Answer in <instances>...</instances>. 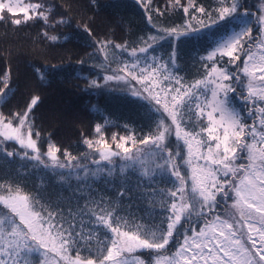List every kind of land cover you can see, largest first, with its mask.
Here are the masks:
<instances>
[{
    "label": "snow or ice",
    "instance_id": "1",
    "mask_svg": "<svg viewBox=\"0 0 264 264\" xmlns=\"http://www.w3.org/2000/svg\"><path fill=\"white\" fill-rule=\"evenodd\" d=\"M136 3L154 30L137 41L96 38L85 22L76 27L92 37L100 70L99 79L85 78L87 89L107 86L142 102L151 114L147 133L113 134L109 142L97 123L96 136L83 139L89 152L73 155L50 138L42 151L39 96L0 111V159L33 162L72 192L66 204L54 203L46 189L0 179V264H264V5L257 14L243 0H169L184 22L167 25L154 19L164 12L153 0ZM0 22L40 23L52 43L72 24L48 0H0ZM204 32L215 39L199 56L203 71L186 79L179 45ZM164 42L169 50L159 55ZM10 81L5 70L0 100ZM130 172L138 174L135 192ZM101 178L118 181L117 199L94 195ZM119 198L143 200L152 219L122 215Z\"/></svg>",
    "mask_w": 264,
    "mask_h": 264
},
{
    "label": "trees",
    "instance_id": "2",
    "mask_svg": "<svg viewBox=\"0 0 264 264\" xmlns=\"http://www.w3.org/2000/svg\"><path fill=\"white\" fill-rule=\"evenodd\" d=\"M248 0H243L247 5ZM58 6L60 12L71 18L72 24L60 27L55 34L61 39L52 43L41 35L42 24L29 22L19 27L0 22V75L10 70L11 81L7 96L0 100V111L5 114L22 109L33 96H39L34 109L37 127L41 131L42 151L47 150L49 138L62 150L67 149L73 155L80 156L90 150L83 144L85 137L94 138L97 123L101 124L105 138L111 142L113 134L137 136L147 133L151 124V114L142 107V102H133L126 93L104 89H87L85 78H97L100 71L94 67L97 62L92 58L94 51L92 37H89L76 25L88 23L96 38H108L116 43H132L146 35L150 29L143 9L136 0H48ZM206 6L215 4V0H197ZM186 4L187 0H181ZM155 7L164 12V16L155 17L157 23L182 24V9L172 11L169 0H153ZM215 31V30H213ZM67 36L68 40L63 38ZM215 37L204 32L200 37L189 38L179 45V71L186 79L198 78L203 71L199 61L200 55H206ZM169 50L167 42L158 46L157 54ZM80 60H84L82 65ZM39 69V72L37 71ZM41 73L44 78L41 79ZM102 75V74H101ZM2 87V84H0ZM117 87V86H113ZM7 91V90H6ZM237 107L240 102L236 101ZM128 125L129 127H125ZM115 147V145H113ZM33 162L15 160L9 163L0 159V179L15 180L26 186V189H46L44 196L54 203L66 204L72 195L67 185L61 187L58 178L46 173L42 168H33ZM19 174V175H17ZM138 174L129 173L128 180L135 192ZM113 183H118L114 181ZM113 183L97 180L92 191L97 197L117 199ZM75 188L77 181H71ZM160 187L166 186L163 182ZM123 200V212L134 214L149 222L146 209L150 205L139 198H119ZM155 211H159V198Z\"/></svg>",
    "mask_w": 264,
    "mask_h": 264
},
{
    "label": "rangeland",
    "instance_id": "3",
    "mask_svg": "<svg viewBox=\"0 0 264 264\" xmlns=\"http://www.w3.org/2000/svg\"><path fill=\"white\" fill-rule=\"evenodd\" d=\"M24 2H28V0H24ZM247 2L248 3L245 6L248 9V11L255 12L257 14H259V11L261 9V5H264V0H248ZM252 19L254 22V18H252Z\"/></svg>",
    "mask_w": 264,
    "mask_h": 264
}]
</instances>
